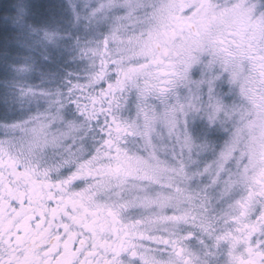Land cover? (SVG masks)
<instances>
[{
	"label": "clouds",
	"instance_id": "obj_1",
	"mask_svg": "<svg viewBox=\"0 0 264 264\" xmlns=\"http://www.w3.org/2000/svg\"><path fill=\"white\" fill-rule=\"evenodd\" d=\"M0 264H264V0H0Z\"/></svg>",
	"mask_w": 264,
	"mask_h": 264
}]
</instances>
